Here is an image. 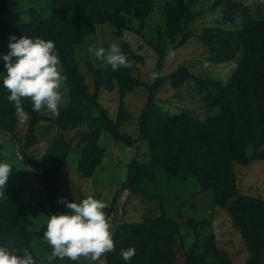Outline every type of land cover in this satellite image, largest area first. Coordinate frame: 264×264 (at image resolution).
Instances as JSON below:
<instances>
[{
  "label": "rangeland",
  "instance_id": "rangeland-1",
  "mask_svg": "<svg viewBox=\"0 0 264 264\" xmlns=\"http://www.w3.org/2000/svg\"><path fill=\"white\" fill-rule=\"evenodd\" d=\"M6 2L0 32V162L13 170L0 188V209L21 215L36 264H48L52 249L43 234L50 216L68 211L61 198L79 203L92 196L109 207L117 190V211L108 216L116 250L101 258L103 264H185L189 255L190 264H248L249 245L258 246L264 234V211L246 203L264 200V0H127L114 20L90 26L60 17L62 0ZM171 10L181 17L178 33ZM44 21L66 47L60 54L55 43L67 82L59 116L37 112L29 138L30 119L19 121L3 86L2 57L13 35L54 41L40 26ZM80 29L87 32L81 39ZM113 43L129 61L117 71L88 52L89 46L108 49ZM159 50L165 54L164 80L153 94L142 137L140 117ZM64 58L72 70L64 68ZM92 97L123 140L103 126ZM22 105L30 117L31 101ZM23 155L39 168L32 169ZM174 159L178 170L169 178L163 165ZM134 162L141 173L127 189ZM225 174L246 206L241 222L249 228L247 240L228 212L237 206L234 198L225 206L218 202L226 190ZM129 247L136 255L126 262L120 250ZM52 264L90 261L65 258Z\"/></svg>",
  "mask_w": 264,
  "mask_h": 264
},
{
  "label": "clouds",
  "instance_id": "clouds-1",
  "mask_svg": "<svg viewBox=\"0 0 264 264\" xmlns=\"http://www.w3.org/2000/svg\"><path fill=\"white\" fill-rule=\"evenodd\" d=\"M8 47L10 51L2 57L6 72L3 86L9 92L8 100L13 104L19 121L26 123L30 119L22 105L24 99L31 101L34 112L46 109L58 117L61 89L66 87L67 76L62 74L55 42L25 35L17 39L13 35L9 38ZM88 52L104 60L112 71L129 65L126 54L116 43L108 49L89 46ZM158 76L159 73L152 74L153 79ZM12 170L9 163L0 162V188H5ZM60 202L66 204L68 211L50 216L43 234V239L52 249L47 257L48 264L65 258L79 261L82 257L90 264H103L101 258L116 250L113 226L104 211L108 205L92 196L79 203L67 202L64 198ZM22 251L21 256L15 250L0 246V264H36L27 248ZM135 255L134 247L120 250V256L126 262Z\"/></svg>",
  "mask_w": 264,
  "mask_h": 264
},
{
  "label": "trees",
  "instance_id": "trees-1",
  "mask_svg": "<svg viewBox=\"0 0 264 264\" xmlns=\"http://www.w3.org/2000/svg\"><path fill=\"white\" fill-rule=\"evenodd\" d=\"M125 2L128 3L127 0H62L59 8H58V15L61 17L64 16H70L73 18L78 24H83L85 26L93 25L97 22H104V21H111L114 20L116 15L122 10V4ZM129 10V9H127ZM136 14L140 15L139 9H136ZM7 14V2L6 0H0V32L3 29V26L5 24V16ZM170 16L172 21H174L175 24V30L174 33H178L180 31V25L179 22L181 20V17L179 14H177L175 11H170ZM70 18V19H71ZM186 20H191L192 17L188 14L185 16ZM83 22V23H79ZM40 26H43L47 32L51 34L53 37L54 42L57 44L59 53H63L65 51V46L59 43V32L52 28L50 25V22H42ZM79 27V26H78ZM87 34L83 29H80L78 32L79 39L83 37V35ZM164 60H165V54L163 50H159L158 56H157V64L155 68L154 73H159L158 78H155L152 86V90L150 93V96L148 97L146 104L144 106V109L142 110L141 117H140V124H139V133L142 137H145V126L148 121V117L151 111V107L153 105V94L154 92L161 87L162 82L164 80V76L162 75V69L164 67ZM64 68H68L69 70H72L70 63L68 62L67 58H64ZM178 71L174 72L172 75L177 74ZM70 77L72 81H74V85L79 89L80 84L76 80V75L74 77V73H70ZM92 105L99 111L100 116L102 118L103 126L110 130L112 134L114 135V138L116 140H123V138L120 136L118 131V126L115 122H113L105 113V110L101 108L97 102L95 101V98H91ZM38 120V114L37 112H34L33 110L30 111V121L28 126L27 135L29 138H32L34 136V130L35 126ZM234 124L232 123V127ZM24 161L32 168V169H38L39 165L36 161L26 157L23 155L22 157ZM61 161V160H60ZM59 161V162H60ZM58 162V163H59ZM57 163V164H58ZM57 166V165H56ZM165 170L167 171V175L169 178H173L176 175V172L178 170V162L177 159H174L172 161L166 162L164 165ZM142 166L137 165L136 162L132 163L128 167V179L126 184L124 185L125 188L131 189V182H133L135 179H137L138 175L141 173ZM226 190L222 194V196L218 199V202L221 206H225V201L228 198H234V203L237 204L235 207L234 204L228 208V212L233 220L234 225L240 229L242 232L244 238L247 240L248 238V232L249 228L241 222V212L246 209L245 204L242 203V197L237 194L236 187L234 185L233 180L227 175H223ZM120 190H117L114 197L112 198V201L110 203V206L104 209L107 217L112 213L117 211V198ZM246 203L248 207L252 210L255 203L259 207L260 211H264V200H252L247 199ZM189 224H197L196 221L188 220ZM22 219L21 215H15L13 213H8L5 211H2L0 209V246L7 247L10 251L15 250L16 254L23 255V249L27 248L30 251L29 247V240H30V233L27 232L22 227ZM128 227L132 228L134 225H129ZM123 227H120L119 229H122ZM119 234V230L117 232ZM260 244L258 246L250 244L248 249L250 253V258L248 261V264H261L262 258H263V251L264 248V234L262 235L260 239ZM191 263V255L188 256L185 264Z\"/></svg>",
  "mask_w": 264,
  "mask_h": 264
}]
</instances>
